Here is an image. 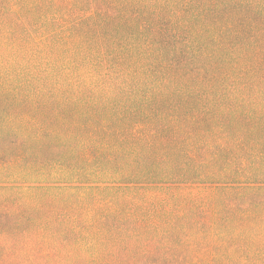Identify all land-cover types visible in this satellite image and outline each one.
Returning a JSON list of instances; mask_svg holds the SVG:
<instances>
[{"label":"trees","instance_id":"16d2710c","mask_svg":"<svg viewBox=\"0 0 264 264\" xmlns=\"http://www.w3.org/2000/svg\"><path fill=\"white\" fill-rule=\"evenodd\" d=\"M0 62V264H264V0H0Z\"/></svg>","mask_w":264,"mask_h":264},{"label":"rangeland","instance_id":"374dc122","mask_svg":"<svg viewBox=\"0 0 264 264\" xmlns=\"http://www.w3.org/2000/svg\"><path fill=\"white\" fill-rule=\"evenodd\" d=\"M13 70L12 66H11V63H4L2 64L0 62V92H1V84H3V80L2 78L4 79V82H9L10 83V88L9 90L10 91H13V92H16L18 89L16 87H18V85H21L20 82H25L26 85L29 84L30 85V89H34L36 90V88L33 86V83H36L37 82V79H41L42 83H41V87L43 88V90L45 91V87H46V71H45V64H43V67H42V71L40 72V74L38 75H33L32 73H29V74H25V75H22L20 76L21 78L18 79L16 77H12L10 75V71ZM33 76V77H32ZM32 78V79H31ZM29 80H31L30 82H28ZM32 86L34 88H32ZM24 89V88H23ZM25 92H29L30 94H32L34 91L33 90H26L24 89ZM23 91V92H24ZM8 94H11V93H8ZM14 106L12 105V103H5L3 101V97H2V94L0 93V113L4 110H13L11 108H13ZM6 151L3 147L2 144H0V153Z\"/></svg>","mask_w":264,"mask_h":264}]
</instances>
